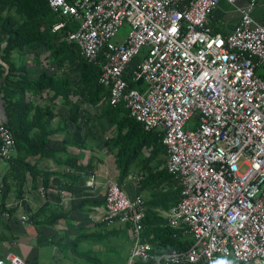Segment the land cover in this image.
<instances>
[{"label":"built area","instance_id":"built-area-1","mask_svg":"<svg viewBox=\"0 0 264 264\" xmlns=\"http://www.w3.org/2000/svg\"><path fill=\"white\" fill-rule=\"evenodd\" d=\"M220 1L47 0L60 27L78 25L67 37L101 67L110 104L163 132L166 167L182 189L161 215L194 243L155 254L143 236L145 199L110 181L104 220L129 229L127 264H264V19L254 18L257 0H249L232 32H215L207 21ZM137 56L131 75L140 84L132 86L126 74ZM16 155L14 134L1 123L0 159ZM0 264L27 261L9 251Z\"/></svg>","mask_w":264,"mask_h":264},{"label":"crops","instance_id":"crops-1","mask_svg":"<svg viewBox=\"0 0 264 264\" xmlns=\"http://www.w3.org/2000/svg\"><path fill=\"white\" fill-rule=\"evenodd\" d=\"M248 1L237 0L235 3H230L221 0L208 18V25L215 32L223 34L232 32L240 21L241 9ZM253 16L257 20L264 19V0H257ZM19 55V58L15 59L17 63L20 64L23 59L28 69L34 71L33 62L37 58L36 55L21 52ZM2 96L3 94L0 93V124L7 120ZM54 107L60 110L59 114L62 118L69 116L68 108H61L59 105ZM85 108H82L77 122L63 123L62 128L51 136L49 153L30 157L31 163L36 165L39 171L51 174V180L47 185L42 184V177L33 181L28 174L21 187L20 180L10 175V162H7L5 170H1L0 159V188H2L0 207L5 189L4 181L8 176L9 192L5 199V207L14 209L12 215L8 212V216L5 215L7 210L3 213L8 219L6 234L3 235L0 231V238L3 240L0 244V254L11 250L26 261L32 260L33 264H118L117 232L122 225H109L104 220L108 184L112 180H117L128 195L132 197L141 195L145 200L154 195L158 189L169 187V183L160 184V177L152 181L144 190H141V184L137 185L138 178H144L152 171H157L166 165L168 155L165 150L157 151L154 156L153 146L143 145L134 160L127 144H124L122 149L119 142L112 141L117 130L116 125L109 117L99 118L103 108L89 107L93 109L90 114L96 116L87 124L84 122L88 119L89 113L84 110ZM96 118L98 120L94 121ZM109 139L110 145H107L106 141ZM71 155L77 159H70ZM151 155L152 161L148 162ZM127 159H129V172L122 176L119 164ZM19 188L22 189L20 195ZM14 203L18 205L12 206ZM157 211L162 214L166 210L160 207ZM23 216L28 219H23ZM76 240L75 247L73 243ZM125 243L122 245V250L126 246L128 251L126 254L122 251V255L128 260L132 245L128 239ZM87 255L90 258H87Z\"/></svg>","mask_w":264,"mask_h":264},{"label":"trees","instance_id":"trees-1","mask_svg":"<svg viewBox=\"0 0 264 264\" xmlns=\"http://www.w3.org/2000/svg\"><path fill=\"white\" fill-rule=\"evenodd\" d=\"M61 20L62 17L51 9L47 0H0V79H2L0 93L3 94L2 100L7 115V120L3 123L11 129L16 139L17 155L10 161V175L20 180L21 187L28 174L33 181L42 177V184L45 185L51 180V174L39 171L36 165L31 163L30 157L49 153L51 136L62 128L63 123L77 122L86 104L93 107L103 106L99 118L109 117L116 125L117 130L112 141L119 142L122 149L124 144H127L134 160L143 145L153 146V155L159 150H165L167 153L162 142L163 132L145 130L140 122L130 116L124 104L117 107L110 104L109 90L99 82L101 67L84 58L77 43L67 37V33L75 30L78 25L75 21L69 20L65 27H60ZM42 50L48 52L47 64H56L57 71L52 73L46 69L40 72L30 71L25 60L22 59L18 64L14 58L17 51L29 54ZM139 61L140 56H137L129 66L130 72L126 74V79L132 86L140 84V81H134L131 75V70ZM258 73L264 78V69ZM44 93L49 94L50 101L45 107L31 99V96L39 94L42 96ZM58 99H63V104L69 109V116L66 118H62L54 107ZM106 144L110 145V139ZM70 159L77 158L71 155ZM150 161L152 155L148 159V162ZM123 163L120 162L119 166L122 176H125L129 172V159ZM144 163L146 164L147 161ZM159 177L160 184L169 183V187L158 189L154 195L145 200L147 209L144 219V239L154 244L155 254L188 249L194 243L192 235L186 233L184 228L175 229L168 226L165 218L157 211L160 207L169 210L182 197L181 186L168 172L166 165L141 178L140 188L146 189ZM7 182L8 176L4 181L5 189L0 207V231L3 235L6 234L8 219L3 213L6 210L10 215L14 213L13 208L5 207V199L9 192ZM19 190L20 195L22 189ZM117 233L119 258L126 261L127 257L122 256L121 253L125 241L128 239L131 243L129 229L119 226ZM2 241L0 238V244ZM73 245L77 246V240ZM87 258L90 256L87 255ZM97 260L96 258L95 261ZM140 264H149V262L141 261ZM220 264L235 263L223 259Z\"/></svg>","mask_w":264,"mask_h":264},{"label":"rangeland","instance_id":"rangeland-1","mask_svg":"<svg viewBox=\"0 0 264 264\" xmlns=\"http://www.w3.org/2000/svg\"><path fill=\"white\" fill-rule=\"evenodd\" d=\"M129 31V27L127 26V25H125L122 29H121V31H120V33H119V38L121 37V36H124L127 32ZM16 53V52H15ZM19 53L20 52H18L17 51V54H14V57H15V59H18L19 58ZM29 55V54H28ZM28 55H25L26 57L28 56ZM36 55V60H34V71H38V72H40V71H42V70H49V71H51V72H55V71H57L58 70V66L56 65V64H47V59H46V57H48V52L47 51H39V52H34V56ZM24 56V57H25ZM32 98V97H31ZM33 100H35V103L36 104H39V105H41V106H43V107H45L50 101H49V94H45V96L43 97V98H35V97H33ZM57 102H53L55 105H59L61 108H68L66 105H64L63 104V102H64V100L63 99H58V100H56ZM84 107H86L84 110L87 112V113H89V114H87L88 116V121L87 120H85V122L84 123H86L87 124V122L89 123L90 121H91V119H93V117L94 116H96V114H90V112H92V110L93 109H91V108H89V107H93V106H91V105H89V104H86ZM88 107V108H87ZM97 107V106H96ZM98 107H102L103 108V106L102 105H98ZM60 111V110H59ZM83 119H84V117H83ZM96 120H98L97 118L94 120V121H96ZM109 121V120H108ZM191 122H193L192 120L190 121V123ZM189 123V124H190ZM190 125H187L186 126V128H188ZM140 157L142 158V156L140 155ZM8 165V163L6 162V161H2L1 160V170H5V168H6V166ZM246 168H244V169H242L243 171L245 170ZM14 232V231H13ZM126 245L128 244V243H125ZM10 252H13V253H15L14 251H11V250H9ZM8 251V252H9ZM123 252H124V254H126L127 253V251H128V248L125 246V249L124 250H122ZM16 254V253H15ZM19 255V254H18ZM121 255H122V253H121ZM123 256V255H122ZM22 257V256H21ZM102 259L103 260H105L103 257H102ZM117 263L118 264H127L128 263V260H126V261H124V260H121V258H119V254H118V257H117ZM33 261L32 260H30V262L29 261H27V264H33L32 263Z\"/></svg>","mask_w":264,"mask_h":264}]
</instances>
